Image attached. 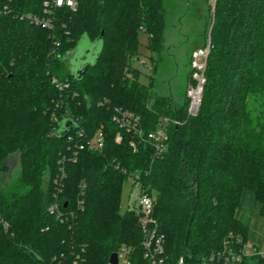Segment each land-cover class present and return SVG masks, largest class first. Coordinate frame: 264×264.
I'll list each match as a JSON object with an SVG mask.
<instances>
[{
  "label": "trees",
  "instance_id": "1",
  "mask_svg": "<svg viewBox=\"0 0 264 264\" xmlns=\"http://www.w3.org/2000/svg\"><path fill=\"white\" fill-rule=\"evenodd\" d=\"M43 1L0 0L9 8L0 11V175L9 156L20 159L18 177L0 187V264L77 255L84 264H109L121 247L130 249V264H144L141 214L134 206L120 209L123 183L134 174L155 198L152 217L170 258L198 259L230 235L248 241L236 214L245 190L264 217V124L253 126L248 108L252 101L264 113V0H215L193 116L185 90L180 104L172 95L152 97L131 68L140 33L151 54L163 49V0H76V9L54 10L60 28L53 32L20 16L42 13ZM83 37L100 39L101 49L77 78L65 59ZM114 107L139 115L145 133L167 118L166 150L153 157L149 143L134 149L133 134L112 119ZM65 118L87 136L101 129L104 146L65 159L60 220L49 205L58 161L69 153L66 135H57ZM243 264H264V257Z\"/></svg>",
  "mask_w": 264,
  "mask_h": 264
},
{
  "label": "built area",
  "instance_id": "2",
  "mask_svg": "<svg viewBox=\"0 0 264 264\" xmlns=\"http://www.w3.org/2000/svg\"><path fill=\"white\" fill-rule=\"evenodd\" d=\"M211 1L212 10L215 0ZM60 7H68L76 9V0H44L43 11L40 14L21 13V18L27 19L31 24L40 26L53 32L57 30V23L54 17V10ZM8 6L0 7V11L6 12ZM60 28V27H59ZM58 45V42H55ZM210 38L208 36L203 46L196 47L191 50L189 64L190 77L186 80L185 94L188 99L187 114L193 116L197 114L202 99L203 85L205 83V70L207 57L210 51ZM143 63V61H141ZM55 85L62 88L57 79H54ZM113 121L117 126L125 132L132 133L133 138L130 145L137 149L140 142L149 143L153 149V157L161 155L167 147L168 129L170 122L167 118H162L156 129L144 132L141 126L139 115L114 107ZM179 123L178 121H172ZM76 125V122H75ZM68 143V154L62 155L58 161V171L53 179L55 185V200L49 205V212L54 214L60 220L66 215L59 207L58 193L62 191V180L65 175L64 161L66 158L76 160L78 153L82 150L101 152L104 146V135L101 129H98L93 135L87 136L84 131L77 126L69 130L66 134ZM116 140H121V133H117ZM118 168L117 165L114 166ZM123 170V169H121ZM124 171V170H123ZM132 190L130 191V202L128 208L134 206L141 214V227L144 235L141 242L142 255L145 259L144 264H243L246 257H264V245L258 246L249 241H242L240 237L227 238L222 248L211 250L209 253L200 256L198 259L192 258L189 254H181L174 258H170L165 249V236L157 229V222L153 219L152 213L155 205V198L143 186L138 174L131 177ZM83 192V191H82ZM45 227L44 230H47ZM117 254V264H130V249L121 247ZM50 264H84L81 255L76 257H57Z\"/></svg>",
  "mask_w": 264,
  "mask_h": 264
},
{
  "label": "rangeland",
  "instance_id": "3",
  "mask_svg": "<svg viewBox=\"0 0 264 264\" xmlns=\"http://www.w3.org/2000/svg\"><path fill=\"white\" fill-rule=\"evenodd\" d=\"M165 12V30L163 49L159 54H151L147 49V35L140 33L139 55L131 62V68L140 72L137 77L141 83L150 88L152 97L158 95H172L176 104L182 102L186 87L187 75L190 72L189 58L191 50L204 45L208 38V29L212 22V7L210 0H163ZM99 45L83 37L79 40L75 50L84 55L87 48L91 50ZM93 51V50H92ZM70 51L66 56V65L73 69ZM94 56L89 54L87 59L92 61ZM143 61V63L141 62ZM131 74V73H130ZM252 125L261 121L264 124V113L258 112V107L252 101L248 102ZM260 118V119H258ZM258 119V120H257ZM7 170L0 175V187L11 183L20 172L18 153L6 160ZM132 180L128 178L122 186L120 209L124 212L130 202ZM237 217L248 226V241L258 246L264 245V217L259 214L258 205L254 202L249 190L242 194Z\"/></svg>",
  "mask_w": 264,
  "mask_h": 264
},
{
  "label": "water",
  "instance_id": "4",
  "mask_svg": "<svg viewBox=\"0 0 264 264\" xmlns=\"http://www.w3.org/2000/svg\"><path fill=\"white\" fill-rule=\"evenodd\" d=\"M59 28H57L58 30ZM96 46L99 45L98 49L95 50V47L91 50L90 48H87L84 52V55H81L80 53H78L76 50H74L72 52V56L70 57L73 61V69L71 68L70 71L75 74V76L77 78H81L83 75L84 70L87 68V66L89 64H93L94 61L96 60V57L101 49V42L100 39L96 40L95 42ZM89 54H92L94 56L93 60L90 61L87 59V56ZM76 125L75 123H73V121L71 119L65 118L60 122V129L57 132V135L60 137L65 136L69 130H71L72 128H74ZM66 205V203L64 204ZM108 263L109 264H117V254L116 252H112L109 255L108 258Z\"/></svg>",
  "mask_w": 264,
  "mask_h": 264
}]
</instances>
